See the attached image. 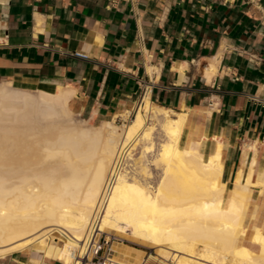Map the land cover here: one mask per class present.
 Listing matches in <instances>:
<instances>
[{"label": "bare ground", "instance_id": "obj_1", "mask_svg": "<svg viewBox=\"0 0 264 264\" xmlns=\"http://www.w3.org/2000/svg\"><path fill=\"white\" fill-rule=\"evenodd\" d=\"M74 94L0 83V257L53 247L61 263L79 264L96 215L99 232L155 249L115 241L118 264H264V228L243 224L251 187H264L256 146L229 187L222 143L206 156L201 141L184 140L186 112L145 96L121 114L128 123L94 124L74 117ZM138 149L150 165H126Z\"/></svg>", "mask_w": 264, "mask_h": 264}, {"label": "crops", "instance_id": "obj_2", "mask_svg": "<svg viewBox=\"0 0 264 264\" xmlns=\"http://www.w3.org/2000/svg\"><path fill=\"white\" fill-rule=\"evenodd\" d=\"M3 82L68 87L72 110L93 123L150 96L186 112L184 140L201 141L206 156L222 143L229 187L253 145L254 179L264 180V0H0ZM248 204L251 232L264 228V187H251ZM0 264L63 263L53 247H29Z\"/></svg>", "mask_w": 264, "mask_h": 264}, {"label": "built area", "instance_id": "obj_3", "mask_svg": "<svg viewBox=\"0 0 264 264\" xmlns=\"http://www.w3.org/2000/svg\"><path fill=\"white\" fill-rule=\"evenodd\" d=\"M95 218L96 215L91 224L92 232L86 244V253L79 258V264H118L112 246L115 241H122V238L114 233L96 230L98 218Z\"/></svg>", "mask_w": 264, "mask_h": 264}, {"label": "rangeland", "instance_id": "obj_4", "mask_svg": "<svg viewBox=\"0 0 264 264\" xmlns=\"http://www.w3.org/2000/svg\"><path fill=\"white\" fill-rule=\"evenodd\" d=\"M74 117H75L77 120H79L81 116H79V115H77L76 113H74ZM7 119H8V116L5 115V116L3 117V120H4V121H1V122H0V127L6 125V121H7ZM116 121H117V123L120 124V125H123L124 122H127V123H128V121L122 119L121 117H120V118H117ZM153 121L157 123L156 120H153ZM94 124H99V123H94ZM4 130H7V128H5ZM52 133H55V130H53ZM133 159H135L136 162H143V161H145V163H148L149 165H150V162H151V160H152V158L149 157L148 155L144 154V153L141 151V149H138V150H135V151L132 152V155H131L129 161L126 163V165H131V164L133 163ZM147 161H148V162H147ZM138 165H139V163H137L136 166H138ZM140 167H141V166H138L139 169H140ZM141 168H143V167H141ZM145 171H146V170H145ZM149 175H151V176L155 177V179H157V177H158V169L151 168V172L149 173ZM253 193H254V192H253ZM251 207H252V203H251ZM248 209H249V204H248L247 211H246V214H245V217H244V220H243V224H244V225H247V224H246V216H247ZM260 211H261V208H260V210H259V215H258L257 220H256L257 223H260V216H261V215H260V214H261ZM249 224H250V223H249ZM119 237H120V236H119ZM122 242H124V243H126V244H129V245H133V246L140 247V248H142V249L145 250L146 254H150V252H151V253H155V249H152V248H149V247L141 246V245H139V244H137V243H134V242H132V241H130V240H128V239H123Z\"/></svg>", "mask_w": 264, "mask_h": 264}]
</instances>
